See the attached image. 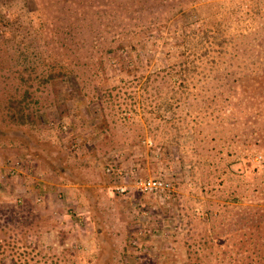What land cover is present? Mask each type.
Wrapping results in <instances>:
<instances>
[{
    "label": "rangeland",
    "instance_id": "rangeland-1",
    "mask_svg": "<svg viewBox=\"0 0 264 264\" xmlns=\"http://www.w3.org/2000/svg\"><path fill=\"white\" fill-rule=\"evenodd\" d=\"M251 72L264 0H0V264H254L264 171L232 165L264 151Z\"/></svg>",
    "mask_w": 264,
    "mask_h": 264
},
{
    "label": "trees",
    "instance_id": "trees-1",
    "mask_svg": "<svg viewBox=\"0 0 264 264\" xmlns=\"http://www.w3.org/2000/svg\"><path fill=\"white\" fill-rule=\"evenodd\" d=\"M191 63V62H190ZM183 64V63H182ZM188 64V63H187ZM189 69H193L194 71H196V66H192ZM185 72H188V69H185ZM68 73L66 71H62V72H57V76L54 75H48L49 79H53L54 77L58 78L59 80L62 79L68 81L69 77H68ZM244 80H246V82H252L254 85L251 86H244V85H240L239 87V95H242L244 97H249V101L250 103H247L244 105L245 108H243L242 106V111L244 112V110H246L244 113L245 115L248 114L250 117H254V118H259L262 119V116L264 115V97L263 96H253V94H258L259 91H262L264 93V75H262L261 77L254 74V73H248L245 74ZM43 81H48V79L45 78V80ZM183 88V87H182ZM189 88H184L181 89V92L183 93H189L188 92ZM261 92V93H262ZM249 93V94H248ZM262 93V95H263ZM174 98V97H172ZM22 102L18 101L15 102L14 100L8 103H10V109H11V118H15L18 119L20 123H24L26 114L24 113V104L25 101H28V93L25 92L24 93V97L21 100ZM23 105V106H22ZM256 154L258 155L259 159L256 161V163H250L251 160H253L252 158H254V155L256 157ZM236 165L237 169L236 172L240 177L244 176L245 170L247 169V167H250L251 164H253V169H257L259 168L258 166H260V168H262V170L264 171V151L263 152H256L254 154V151L250 152V156L249 158H247L246 160H243L241 157L238 158V160L233 163L232 165ZM255 165V167H254ZM264 186V185H263ZM261 191H264V189H262ZM260 196L264 197V193H261ZM234 200V199H233ZM234 202V201H233ZM256 208H259V206H256ZM228 239V238H226ZM225 242L228 240H224ZM262 241V240H260ZM258 245H254L253 248L247 250V252H252V258L251 261H254V264H264V250H261V248ZM234 249V248H232ZM258 249V250H257ZM229 255L226 254V252L223 253H218L216 255H214V258L209 262V264H233L234 262V253L235 252H231L228 251ZM260 260V263L257 261V258Z\"/></svg>",
    "mask_w": 264,
    "mask_h": 264
},
{
    "label": "built area",
    "instance_id": "built-area-1",
    "mask_svg": "<svg viewBox=\"0 0 264 264\" xmlns=\"http://www.w3.org/2000/svg\"><path fill=\"white\" fill-rule=\"evenodd\" d=\"M167 187L166 183H163L159 180H146V181H139L135 183L136 190L141 194H152L160 191H164ZM121 192L124 189L120 190Z\"/></svg>",
    "mask_w": 264,
    "mask_h": 264
}]
</instances>
